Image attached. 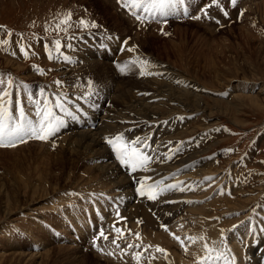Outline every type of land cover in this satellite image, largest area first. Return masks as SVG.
I'll list each match as a JSON object with an SVG mask.
<instances>
[{
	"label": "rangeland",
	"instance_id": "374dc122",
	"mask_svg": "<svg viewBox=\"0 0 264 264\" xmlns=\"http://www.w3.org/2000/svg\"><path fill=\"white\" fill-rule=\"evenodd\" d=\"M263 1L236 0L233 5L231 0H220L221 7H210L211 0H177L173 6L166 9L165 17L157 14L156 18H152L149 13L138 10L139 14L145 18L141 22L121 7L118 0H0V40H9L8 44H0V58L6 57V61L19 62L17 69L16 65L11 66L0 62V74L8 75V78L10 77L14 82L17 81L12 89V99L15 104L17 94H19L20 101H25L24 104H32L35 103V100L42 99L39 95L41 88L45 90V95L49 92L51 94L67 93L69 99L75 95L76 93L71 94L72 85L62 76L59 67L61 64L57 62L62 59L50 60L48 52L44 48L46 42L51 44L57 38L55 32H45L46 23L52 22L57 13L70 10L73 14L74 25L80 18L90 22L94 21L98 25L96 28L87 29L74 26L67 34H59L63 44L70 43L72 45L71 48H62V52L71 57L70 63H79L78 59L72 56L74 52L91 51V59L95 62L96 69L100 73L104 71L106 73L104 76L106 75L108 79V72L119 68V65L137 58L147 59L151 65L149 70L162 73V75H144L142 77H155L160 81H166L169 78L167 84L182 90V97L187 102L197 97L200 101L203 99L201 103L205 107L193 114L192 112L188 113L190 111L182 110L181 107L177 106V108L173 103L166 104L168 107L161 105L157 110L160 116L156 118L154 129H140L141 135L149 137L147 143L151 147L147 148L146 152L153 157L150 166L156 161H162L165 153H170L168 154L171 157L169 160L174 162L173 166H168L169 169L164 174H160L158 177L152 176L155 178L152 183L155 181L164 183L166 175L170 178L166 179V184L179 182L178 188L172 192L174 199L170 203L171 208L179 207L178 210L182 212H180L182 218L175 216L173 219V221L177 219V224L190 223L194 229H206L207 227L209 229L215 221L219 223L224 220L223 225H218L216 228L220 231L224 230L223 241L229 247L228 249L232 251L231 243L233 245L240 244L246 252L248 244L254 242V238L261 231L260 229L264 228L262 227L264 226V100H261L262 107H255L246 98L249 95L255 96V92H257L260 94L258 97L264 99V66L262 65V59H264V13L261 12L264 9ZM259 2L261 5L256 6ZM225 12L227 15L224 14ZM195 17H199V19ZM164 20L167 22L165 23ZM9 31L12 32L11 37H8ZM21 34L23 43L31 46L28 49L27 57L21 52L20 54L16 53L17 42L20 40ZM85 36H88L87 39ZM225 37L227 40L224 41ZM211 38H215V42L223 46L222 53L221 51L217 53L221 49L220 47L216 50H208L207 40ZM133 47H135V51L128 50ZM13 52L15 55L12 54ZM55 55L56 53L53 51V56ZM20 63H23V66ZM34 66L44 69V74H40ZM166 66L175 73L182 72L183 74H180L184 75L183 81L174 80V77L169 73L166 75L165 70L157 71V69ZM73 67L76 69L74 68L75 71L71 74L72 78L81 79L86 83L82 84L84 86H88V81H93L89 77H97L96 71L92 76L86 77V75L80 74L82 73L81 68L77 69L76 65ZM80 67H82L81 64ZM185 67L188 68V71L184 69ZM122 73L125 76L122 80L123 83H132L131 81L140 74V65H133L130 70ZM175 78L177 79V77ZM57 79L63 81V86L60 88L54 83ZM236 82L237 85L255 84L256 87L247 88L246 91V88L242 90V88L235 87ZM117 83L109 84L112 90H117V85L115 86ZM24 85H27V88ZM260 86L261 91L259 90ZM137 89L129 90L128 94H134ZM187 89L194 92V96L186 95L184 90ZM26 92L28 96H25ZM136 94H134L136 95L135 100L138 101V104L144 105L143 108L146 109L153 107L152 102L159 101L156 98L152 101L143 99L146 97L143 91ZM29 98L32 100L30 101ZM133 100L131 98L130 101L134 105ZM161 103L165 104L167 101ZM91 104L86 105L88 112L85 113V116L93 115L92 120L96 122L95 124L93 121L95 128L104 120L111 122L110 119L102 117L105 115L102 108L108 107L107 103L103 107L98 101ZM112 109H110L111 112ZM26 113L30 119H34L33 116L31 117V113ZM87 128L89 126H85L82 130H91V126L89 129ZM166 137L168 138L166 139ZM34 143H40L39 139H27L26 142H18L16 146L10 148L17 151V154L23 155V152L27 150L24 146ZM56 146L50 147L52 153L54 151L55 154L57 153L59 145L56 144ZM10 148L0 147V181L6 183L8 188L10 187L7 181L10 176L8 172L17 166H21L20 169L24 172L23 163L21 165V162L15 161L16 153H10ZM228 149L233 151H228ZM53 156L56 157V155ZM184 157H189L190 162H194L195 166L202 165L192 166V170L187 169L184 173L180 172L181 169L186 170L184 166H188V164L175 165ZM64 159L67 160L66 163L53 165L51 169L45 168V170L41 164L37 163L36 173L33 176H37L38 172L42 171L46 177L50 178L51 184L46 183L45 190L32 200L31 198L23 199L22 206L18 209L22 211L21 213L7 212L5 203L0 204V264H135L132 258L137 259V254L141 256L143 253L142 256H145L150 247H146L140 239L131 236L130 233L144 234V229H142L144 227L135 219L129 220L123 217L120 218L121 220L115 219L114 222H109L110 214L117 213V211L122 212L118 206V204L120 205L118 198L120 192L113 190L114 185L111 187L107 183H104L105 186L94 185L95 182H101L102 175L97 169L89 173L92 179H87L85 174L76 179L77 185H80L77 186L76 183L74 184L73 174L79 171L80 173L85 172L83 168L91 164L86 158L81 159V162H84L83 166H81V162L77 166L74 165L69 156H64ZM206 163L207 165H205ZM80 167L81 169H79ZM163 171L161 165H157L156 174ZM177 171V175H174L173 173ZM209 177L211 179H206ZM63 182L67 184L66 191L61 186ZM32 183L36 185L37 180L34 179ZM79 187L84 188L80 191ZM85 189L92 190L88 191L86 198L98 201L99 205L98 202L92 205L93 208L95 207L94 209L84 206L87 211L94 214L92 216L93 227L91 231L87 230L90 232L83 231L79 236H75L69 226H59L58 218L65 223L70 221L73 215L72 206L85 201V196H83ZM174 191L178 194L176 195ZM65 192H67L66 194L74 193L73 197L65 196ZM168 195H170V190L160 196L168 197ZM218 199H221L222 202ZM190 201L195 203L196 207H202L201 205L208 207V221L202 220L197 211L191 210L193 204ZM166 203L167 201L164 202V205H170L169 202ZM144 204L145 202L142 200L136 208L142 207ZM136 208L133 210V214H135ZM30 209L33 212H28ZM100 214L103 215L104 220L98 216ZM227 215L230 217L229 221L244 217L239 221L241 224L247 223V227L252 230L254 227L260 229L256 234L239 235V230L233 229V227L230 229L228 226ZM84 216L91 218L88 212H85ZM197 218L199 222L195 223L196 228L193 223ZM209 220L212 223H209ZM104 221L106 222L104 223ZM130 223L136 225V230L139 233L130 229L133 228ZM171 225L172 223H170ZM171 227L173 228V226ZM115 228H120L123 235L117 233ZM163 229L169 231L168 227L163 226ZM101 230L108 237L107 239L95 236L94 232ZM171 230V234H174L173 230L176 231L174 228ZM185 232L181 234L186 235ZM234 234L237 242L235 239L233 242L229 240ZM227 235L229 239H227ZM186 238L188 237L186 236ZM109 243L112 245L111 248ZM178 243L179 241H177ZM182 243L177 245L179 251L185 248V244ZM128 245H133V247L126 254L124 251L129 248ZM196 248H198L196 243H189V247H186L191 259L194 257ZM105 249L108 252H105L106 257L103 256ZM118 249H121L120 253ZM182 252L184 255L186 254L185 250ZM235 252L238 254L241 251L236 250ZM128 254L129 256L132 254V257L127 256ZM164 256L163 263L169 264L168 253H164ZM244 258L246 257L241 255V259ZM251 258V261L247 263L254 261V257ZM114 259L116 262H113ZM145 262L144 264H153ZM236 264H239V261ZM257 264H262V262Z\"/></svg>",
	"mask_w": 264,
	"mask_h": 264
},
{
	"label": "bare ground",
	"instance_id": "6f19581e",
	"mask_svg": "<svg viewBox=\"0 0 264 264\" xmlns=\"http://www.w3.org/2000/svg\"><path fill=\"white\" fill-rule=\"evenodd\" d=\"M259 5H261V2H259V4H257L256 6H259ZM262 6H264V1L262 2ZM261 9H262V7H261ZM261 12L264 13V9H262ZM261 12H260V14H261ZM263 18H264V16H263ZM87 37L88 36H85L86 39H87ZM225 40H227L226 37H225L224 41ZM119 44H117V45H119ZM207 44L209 46V49H208L209 51L214 50V49L216 50V49H218V47H220L221 49L219 51H217V53L220 51H221V53L223 52L222 51L223 46L221 44L216 43L215 38L208 39ZM139 49L141 50L142 48H139ZM90 52L91 51H87V50H85L83 52H77V53L74 52L72 54V56L77 58L79 63H74V62L70 63V62H65L63 60L57 61V62H59V64H61L59 67H60V70L62 72V76L64 77V79H66L67 82H69V84L72 85L71 88L73 90H72L71 94L76 93L75 95L71 96V98L69 99L70 101H72V103H69L67 105L70 109L71 115H69L68 113L59 112V110H57V115L62 116L64 121H65L64 126L57 133H55L52 137H50L47 140H42V141L39 140L40 143H34L33 145H27V144L25 145L24 144L25 145L24 148H26L27 150H26V152H23V155H20L19 153L17 154V151L8 147V148H10L9 149L10 153H14V152L16 153L15 158H14L15 161L21 162V165L23 163L24 172L21 171V169H20L21 166H17L13 170L8 172L10 175L9 178L7 179L9 186H10L9 188L6 186V183L0 181V204L5 203V205L7 206L6 207L7 212L15 211L16 213H21L22 211H19L18 209H20V207L22 206V200L23 199L31 198V200H32L34 197L38 196L40 192L42 193L45 190L46 183H48L49 185L51 184L50 178L46 177L44 175V172L42 173V171H40V172L37 171L38 172L37 176H33V174L36 173L35 171H36L37 163L41 164V166L45 170V168L51 169L53 167V165H62L64 163H66L67 160L64 159V156H69L70 159L72 160V162L74 163V165H76V166L79 162L82 161L81 159L86 158V160H89L91 165L90 166L87 165L83 168V171H85V172L80 173V171H79L78 173L73 174V176L75 178L74 184L76 183V179L82 177L84 174L86 175L87 179L91 178L89 173H92V171L97 169L102 175L100 177L101 182H95L94 185L96 184L99 186H103L104 183H107L111 187H113L112 185H114L113 190L120 192L119 197H118L119 201H120V205L118 204V206L122 209V212L117 211V213H114L112 215L110 214L109 215V222H114L115 219H120L121 217H123V218L129 219V220L135 219V220H137V222H139V224H141V226L144 227L142 229H144L145 233L142 234L136 230L135 224L130 223V225L133 226V228L132 227L131 228L129 227V228L134 229L135 232L137 231V233H139L137 235L130 233L131 236L137 237L138 239L141 240L142 244H145L146 247L147 246L150 247V250L146 254L147 257H145L146 255L142 256V255H144V253L141 256H139V260H137V259H135V257H133L132 258V261H134L133 263L144 264L145 261H148V262H151L153 264H164L163 263V260H164L163 258L165 257L164 253H168V255H169L168 257L170 260L169 264H208V262H206V261H204V262L201 261V257H203L205 255V252H206V250L204 249L205 243H207L210 248H215L217 250H225L226 251V249L229 248L225 244V242L222 240V234H220L221 231L218 228H216L218 225H223L224 220H223V222H222V220L219 221V223H216L217 221H215V223H212V221L209 220V223H212L211 227H209V229H208V227L206 229L202 228L203 230L198 229L196 227L195 223L199 222L198 218L193 223V226H195L197 229H194L193 227H191L190 223H187V224L178 223L177 224L176 223L177 219L175 221H173V219L175 216L180 217L181 210H178L179 207H177V208L172 207L171 208L170 203H169L170 205H168V206L164 205V202H166V201H173V199H174L173 195L174 194L172 192L174 189L170 190V195H168V197L159 196L157 200H150L146 196L141 197L136 191L137 187L139 186L138 182L143 177H150L151 179L149 181H147V183H150L153 179L155 180V178H153L154 176L158 177V176H160V174H164L169 169L168 168L169 165H172V166L174 165V162H170V160H169L168 154H170V153L167 154L164 152L165 156L163 157L162 161H156L154 164H151V166L149 164L147 170L138 169L136 172H131L129 167L124 166L119 162L117 154L114 152V150L111 148V146L106 143V140H105L106 137H113L116 134H123L124 138L129 142L134 140V137L135 138L136 137H145V135H141V133H139V131H140V129L141 130L142 129H144V130L154 129L153 127L156 124V118L160 116V113H158L159 111H157V110L160 108L161 105L166 106V104L173 103L176 105V107L177 106L181 107L182 110L190 111L188 113L192 112V114H193V112L203 110V107H205V106H202V103H201V101H203V99L200 101V99L196 96L197 98H192V100H190V102L185 101L182 97V95H183L182 90L167 84V82H168L167 80L169 78L166 81H163V80L160 81L158 79L156 80L155 77L154 78H148L149 76L148 77H142L139 74L136 78H134V80L131 81L132 83L124 84L122 81L123 78H125L124 74L119 70V68H117V69L115 68V69L111 70L110 72H108L109 74L107 73L108 74L107 76L109 77L107 79L106 75L104 76V74H106V73L103 71V69H101L103 71V73H100V71L96 69L97 66H96L95 62L92 61ZM16 53L20 54L19 47L16 50ZM5 58H3V57L0 58V62H2V63L5 62V64H9L11 66L16 65V69L19 68V65H18L19 62L16 61V63H15L14 61L13 62L12 61H6L7 59H5ZM262 63H263L262 65L264 66V59H262ZM20 64H21V66H23L22 65L23 63H20ZM80 64L82 65V67H80ZM153 64H155V63H153ZM74 65H76L77 69L81 68L82 73H80V74H84V75H86V77H88L90 75L92 76L94 71L97 72L96 73L97 77L96 76L89 77L93 81H91L92 82V88H91L92 94L89 96L88 99H78V97H80L83 93L88 92L89 88L87 85H85V86L82 85L85 82L82 81L81 79L77 78L75 80V78H72L71 74L74 73L73 71H75V69H76L75 67H73ZM97 65H99V64H97ZM183 65H184V63H183ZM161 68L157 69V71H162V70L164 71L165 70L166 75L169 73L170 76L174 77L173 78L174 80L180 79V82L183 81L182 79H183L184 75H182L183 74L182 72H180L182 74L175 73L172 69H170L167 66L165 68H163V67H161ZM184 69H186L188 71L187 67H185ZM3 76H7V77H4L5 80L8 79V75H3ZM175 77H177V79ZM261 79H262V77H261ZM16 82L17 81H15L14 84H16ZM111 82H115V83L118 82L117 84H115V86L117 85V90H115V89L112 90L111 86L109 85ZM237 84L238 83L236 82V85ZM75 85H78V86H75ZM236 85H235V87L242 88V90H245V88H246V91H247V88L252 89V88L256 87L255 84L254 85H248V86L246 85L247 87L243 86V85H237V86ZM134 88H138L136 92L134 91V94H136L139 91H143V94L146 95V97H144L143 99H145L147 101H148V99H151V101H152V99L156 98L157 100L159 99V101L152 102L153 103L152 108H148V109L143 108L145 106L142 104H138V101L135 100L137 94L136 95H134L133 93L131 95L128 94L129 90L134 89ZM189 89H191V88H189ZM196 89H198V88L196 87ZM261 89L262 88L260 86L259 90L261 91ZM184 93H186V95H189V96H191L190 94H192L194 96V92H192L188 89L184 90ZM255 93H256L255 96L249 95L246 98H248V100L251 102V105H253L255 107H262L261 104H263L264 102L262 103L261 100H264V99H262L261 97H258L260 95L259 93H257V92H255ZM47 95L51 96V93L49 92V93H47ZM263 95H264V92H263ZM25 96H28L27 92H26ZM16 97L18 98L19 94H17ZM131 98L134 99L133 100L134 105L130 101ZM11 99H12V97H11ZM95 101H98L99 104H102V107H103V105L105 106V104L107 103L108 107H106L105 109L102 108V110L104 111L103 113L106 116L103 114L104 116H102V117H105V118H108L111 120V122H108L107 119H106L107 121H105V120L102 121L99 125L96 126V128H95L94 123H93L94 120H92L93 115L88 114L91 117L85 116V113L88 112L86 110V108H87L86 105L91 104V103L93 104ZM166 101H167V103H165V104L161 103V102H166ZM24 102L25 101H21L25 112L31 113V117L33 116V118L35 119L36 118L35 117V113H36L35 105L36 104L35 103H32V104L25 103L24 104ZM14 104H15V102L12 99V108H13V111L15 112L16 104L15 105ZM166 107H168V106H166ZM88 108H89V106H88ZM90 108H92V107H90ZM111 108H113L112 112L110 111ZM235 108H237V107L235 106ZM163 109H165V108H163ZM166 110L168 112L167 108H166ZM87 118H88V120H86ZM91 122H92V124H91ZM95 124H96V122H95ZM85 126L86 127L89 126V128L91 126V130L90 131L89 130L83 131L82 129ZM79 127H81V128H79ZM89 128H87V129H89ZM167 138L168 137H166V139ZM56 144L59 145V149L58 150L56 149L57 153L55 154V151H54V153H52L51 148H53V145L56 146ZM165 151H167V150H165ZM161 152H163V151H161ZM53 155H56V157L54 158ZM161 156H162V154H161ZM173 156H174V154H173ZM178 158L180 159V157H178ZM174 159H176V158H174ZM190 160L191 159L189 157L188 158L184 157L175 166H177V165L182 166L184 164H188V166L187 165L184 166V167H186V170L181 169L180 172H183V173H184V171H187V169L192 170V168H193L192 166H195V165H193L194 162L192 163V162H190ZM155 164H157L159 166L161 165V168L164 169V171L160 172L159 174H156L157 165H155ZM83 165H84V162H81V166H83ZM201 165L202 164H199L195 167H199ZM205 165H207V163ZM79 169H81V167ZM25 170H27V171H25ZM177 173H178V171L174 172L173 174L177 175ZM34 179L37 180L36 185H34L32 183V181ZM166 179H170V178H168L167 175L165 176V178H164L165 184L167 183ZM105 180H107V181H105ZM164 183L161 181V185H164ZM66 185L67 184L64 182L61 185L62 187H64V191L67 190ZM76 185H77V183H76ZM77 186H80V185H77ZM79 188H81L80 191H82V189L84 187H79ZM88 191H92V190L88 189ZM88 191L85 189V192L83 195V196H85V201H83L79 205L72 206V208H71V210H73V215L71 218L72 220L70 219V221L65 223L63 220L58 218L59 226H63V225L69 226L72 229L73 234L75 236H79L81 234V232H83V231H87V230L91 231V228L93 227L94 222L92 220V216L94 214H93V212L87 211L86 207H84V206H87V207L89 206V207L93 208L92 205L97 204L98 201L96 202V201H91L90 199H87L86 196L88 197V194H87ZM66 193L67 192H65V196L71 195L73 197L74 193L73 194L72 193L66 194ZM174 193H176V195L178 194L175 191H174ZM76 194L78 195L80 193H76ZM71 196H69V197H71ZM97 197H98V195H97ZM93 199L96 200L95 198H93ZM142 200H143V202H145V204L142 207L139 206L138 208H136L137 204L139 202H142ZM178 200H179V198H178ZM218 200H220V202H222L221 199H218ZM190 202H192V201H190ZM192 204H193V207L191 206V210L197 211L198 215L200 216V218L202 220L208 221L207 220V217L209 215L208 214V207H204L203 205H201L202 207H200V206L196 207V206H194L195 203L192 202ZM98 205H99V202H98ZM135 208H136L135 214H133V210ZM29 211H32V209L28 210V212ZM85 212H88L90 214L91 218L90 217L85 218V216H84ZM98 216L101 219H103L102 214H100ZM227 217H228L227 220L229 222L228 226L230 227V229L234 225H236V226L238 225L235 229L239 230V232H238V233H240L239 235L244 234V236H246V235L248 236V233L256 234L260 229L259 227H254V230H252V229L247 227L248 226L247 223L241 224L239 221L241 219H243L244 217H240V218H237V219L232 220V221H229L230 217L228 215H227ZM180 218H182V217H180ZM85 219L87 220L86 222H85ZM81 221H83V222L81 223ZM236 221H238V222H236ZM105 222L106 221H104V223ZM122 222H123V220H122ZM170 223H172L171 226H173V228L176 229V231L173 230L174 234H171L172 233L171 229H173V228L170 226ZM163 226L168 227L169 231L168 232L165 231L163 229ZM228 226H227V228H228ZM262 227H264V226H262ZM182 229H184V231H181ZM186 230H188V232H185ZM248 230H249V232H248ZM90 231H87V232H90ZM36 232H37V230H36ZM129 232H132V231H129ZM142 232H143V230H142ZM184 232L186 233V235L181 234ZM110 233H112V232H110ZM186 236L188 238H186ZM175 237H180V239L177 240ZM189 237H192L195 239L190 240ZM201 237L203 239H201ZM223 239H224V237H223ZM227 239H229L228 235H227ZM234 239H235V242L238 241L237 238L235 237V234L233 235V237L231 236L229 240L231 242H233ZM254 240H255L254 242L248 244L249 246L246 247V252H245V249L243 248L242 245H240V244L233 245V243H231L232 251H230V253H228V254L229 255H233V254L236 255V262L239 261V264H257L258 262H260V263L262 262V264H264V245H263V243H264V231H260V233H258L256 235V238H254ZM177 241H179L178 244H180V242H183L182 244H185L184 245L185 248H183L181 251L178 250ZM189 243H196L198 245V248H196L194 250L193 259H191V257L188 254L189 251L186 249V247H189ZM103 246H105V245H103ZM111 246L112 245L110 244L109 247L111 248ZM109 247H107V248H109ZM158 248L164 249L165 251L164 252L157 251ZM129 249L130 248H127V250L124 252L127 254V251H129ZM183 250H185L187 255L183 254L184 253V252H182ZM236 250L241 251V252L243 251V252L242 253L239 252L237 254L235 252ZM118 251L120 253L121 249H118ZM105 252H106V249L103 253L104 254L103 256H105V254L108 253V252H106V253ZM115 252H117V250ZM125 253H123V254H125ZM244 253L248 254V256H246V254H244ZM241 255L245 256L246 258H244V259H246V260L241 259ZM127 256H129V254ZM129 257H132V254H130ZM251 257L252 258L254 257V261L247 263V262L251 261L250 260ZM238 259H240V260H238ZM113 262H116V260L114 259Z\"/></svg>",
	"mask_w": 264,
	"mask_h": 264
},
{
	"label": "snow or ice",
	"instance_id": "6c2138e0",
	"mask_svg": "<svg viewBox=\"0 0 264 264\" xmlns=\"http://www.w3.org/2000/svg\"><path fill=\"white\" fill-rule=\"evenodd\" d=\"M177 0H118L121 7L125 8L130 15L134 16L136 20L143 22L145 19L139 14V11L144 13H149L152 18H156L157 14L161 17L167 15L166 9L173 6ZM231 3L235 5L236 0H231ZM211 6L221 7L220 0H211ZM139 10V11H138ZM227 15V12L224 13ZM72 12L70 10L57 13L52 22L46 23L45 32H55L57 38L54 39L51 44L45 43V51L48 52V58L51 59H62L65 62H70L71 57L65 55L62 52V48H71L72 45L69 43L67 45L62 43V37L60 33L67 34L71 28L82 27V28H96L98 25L94 21H87L84 18H80L74 25L72 20ZM199 19V17H195ZM166 23L167 21L164 20ZM166 34V33H165ZM12 36V32H8V37ZM9 40H0V44H8ZM126 43V41H125ZM20 52L27 57L29 55L28 49L30 45H25L23 43V35L21 34L20 40L17 42ZM129 51H135V47L128 49ZM53 51L56 53L53 56ZM15 55V52L12 53ZM34 54V53H33ZM139 64L140 65V75H162V73H155L150 71V62L147 59L137 58L134 61L127 62L123 65H119V70L125 72L131 69V66ZM40 74H44V69L34 66ZM55 85L60 88L63 86V81L57 79L54 81ZM179 83V81H177ZM14 81L9 77L7 80L4 79L3 74H0V147H14L16 144L24 143L27 139H39L47 140L57 133L64 126V119L62 116L57 115V110L62 113H68L71 115L70 109L67 106L72 101L69 100L67 93H52L51 96L45 95V90L40 89L39 95L42 99L35 100L36 113L35 119H30L24 110V107L17 98L16 110L13 111L12 108V89ZM27 88V85H24ZM89 91L83 93L78 99H88L91 93L92 82L88 81ZM31 98V96H30ZM149 137H136L131 142L124 138L123 134H116L113 137H106V143L111 146L114 152L117 154L119 162L130 168L131 172H136L138 169L147 170L153 157L147 154L146 149L151 147L147 143ZM228 151H233L228 149ZM171 158V157H169ZM151 178L143 177L138 183L136 191L141 197H147L150 200H157L160 195L164 192L177 189L178 183L161 185L159 181H155L151 184L147 183ZM206 179H211L206 178ZM183 190V189H180ZM169 203L173 201H167ZM166 227V226H165ZM237 226L234 225L233 229ZM264 231V228L260 229ZM117 233L123 235L120 228H115ZM222 240H223V230ZM100 236L104 239L108 237L104 235L103 230L100 232ZM177 240L180 237H175ZM190 240L195 238L189 237ZM201 239H203L201 237ZM115 242V241H114ZM129 248L133 245H128ZM204 249L206 250L205 255L201 257V261L208 262V264H236L235 255H229V250H217L215 248H210L207 243L204 244ZM157 251L164 252V249L158 248ZM214 253V254H213ZM137 260H139V255H137Z\"/></svg>",
	"mask_w": 264,
	"mask_h": 264
}]
</instances>
